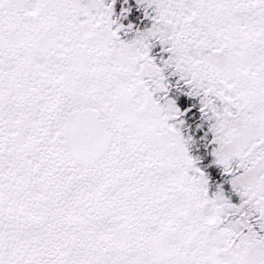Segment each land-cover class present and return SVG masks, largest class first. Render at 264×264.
Segmentation results:
<instances>
[{
  "label": "snow or ice",
  "instance_id": "snow-or-ice-1",
  "mask_svg": "<svg viewBox=\"0 0 264 264\" xmlns=\"http://www.w3.org/2000/svg\"><path fill=\"white\" fill-rule=\"evenodd\" d=\"M0 264H264V0H0Z\"/></svg>",
  "mask_w": 264,
  "mask_h": 264
}]
</instances>
